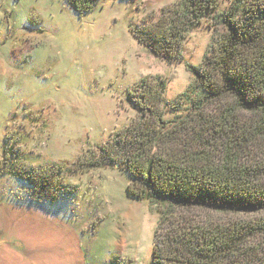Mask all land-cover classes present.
<instances>
[{
    "label": "rangeland",
    "instance_id": "obj_1",
    "mask_svg": "<svg viewBox=\"0 0 264 264\" xmlns=\"http://www.w3.org/2000/svg\"><path fill=\"white\" fill-rule=\"evenodd\" d=\"M175 1L99 0L93 11L78 15L66 0H0V165L7 145L16 166L47 170L55 174L50 179L62 180L52 184L56 198L49 200L0 167V264L12 260L2 261L6 248L29 264L51 261L47 230L33 234L20 221L30 216L34 220L23 222L41 228L37 213L72 235L82 264H151L158 207L128 195L131 179L120 166L86 169L79 158L139 114L129 91L143 78L163 77L167 101L194 82L188 68L202 66L214 41L213 24L231 0H218V10L185 39L183 59L168 62L141 45L129 25ZM185 107L176 114L184 116ZM165 118L172 121L175 114L167 110ZM66 183L77 191L66 193ZM242 217L258 220L264 212ZM21 235L22 247L15 240ZM35 245L40 251L30 257Z\"/></svg>",
    "mask_w": 264,
    "mask_h": 264
},
{
    "label": "trees",
    "instance_id": "obj_2",
    "mask_svg": "<svg viewBox=\"0 0 264 264\" xmlns=\"http://www.w3.org/2000/svg\"><path fill=\"white\" fill-rule=\"evenodd\" d=\"M66 1L83 15L99 0ZM217 10L218 0H176L129 29L156 56L178 62L189 33ZM213 25L202 66L188 68V90L167 101L163 77L143 78L129 91L139 114L79 158L86 169L118 164L131 179L128 195L158 207L151 264H264V218L242 217L264 212V0H231ZM4 147L1 170L54 200L51 186L62 180L16 166Z\"/></svg>",
    "mask_w": 264,
    "mask_h": 264
},
{
    "label": "crops",
    "instance_id": "obj_3",
    "mask_svg": "<svg viewBox=\"0 0 264 264\" xmlns=\"http://www.w3.org/2000/svg\"><path fill=\"white\" fill-rule=\"evenodd\" d=\"M22 205H25V204H22ZM30 207L34 208L35 206H30ZM40 208H42V207H40ZM29 217L30 216L22 215L21 220H20L23 223V225L25 226V230H27L28 232L33 231V234L38 233V231L42 230V229H46L48 232L47 245L45 244L44 247L48 248V251L51 254V256H50L51 261L43 260V264H58L56 262H60V264H66L67 259L72 260L73 261L72 264H82L76 247H74V245L69 242V240H70L69 237L72 235L66 234L64 230H57L51 221H49L48 219H46L47 220L46 221L45 218L39 213L36 214V220L39 222V219L41 217V219L44 221L42 223L41 228H38V227L34 226L33 224H27L26 222H23L24 220H34V218H29ZM39 225H40V223H39ZM21 237H22V235L19 237L15 236L16 244L20 247L25 245V241ZM34 243L36 245H38V242H34ZM36 245L34 247H37ZM77 245H78V243H77ZM26 249H28V248H26ZM39 251H40V249H38V247H37V248L31 250L29 256L32 253L33 254L39 253ZM41 251L46 252L45 249H41ZM7 252H10L11 255H6ZM18 254H19V256H18ZM2 256L4 257V259L2 260V261H4V263L6 262L5 260L9 261L11 258H12V260H11L10 264L14 261L17 264H29L30 263L29 260H26V259L24 260L22 258L23 256L20 253H17L10 248H6V251L4 252V254ZM9 256H10V259L6 258ZM14 256H16L18 259H14ZM38 261H40V260H34L33 263L34 264H35V262L38 263ZM5 264H7V262Z\"/></svg>",
    "mask_w": 264,
    "mask_h": 264
},
{
    "label": "water",
    "instance_id": "obj_4",
    "mask_svg": "<svg viewBox=\"0 0 264 264\" xmlns=\"http://www.w3.org/2000/svg\"><path fill=\"white\" fill-rule=\"evenodd\" d=\"M116 166H117V167H119V165H118V164H117Z\"/></svg>",
    "mask_w": 264,
    "mask_h": 264
}]
</instances>
